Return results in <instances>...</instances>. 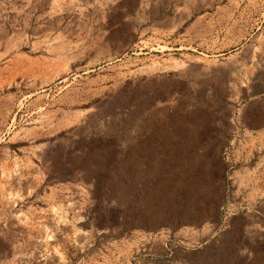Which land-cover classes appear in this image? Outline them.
Instances as JSON below:
<instances>
[{"label":"rangeland","instance_id":"1","mask_svg":"<svg viewBox=\"0 0 264 264\" xmlns=\"http://www.w3.org/2000/svg\"><path fill=\"white\" fill-rule=\"evenodd\" d=\"M0 264H264V0H0Z\"/></svg>","mask_w":264,"mask_h":264},{"label":"bare ground","instance_id":"2","mask_svg":"<svg viewBox=\"0 0 264 264\" xmlns=\"http://www.w3.org/2000/svg\"><path fill=\"white\" fill-rule=\"evenodd\" d=\"M71 60H72V59H71ZM71 60H70V61H71Z\"/></svg>","mask_w":264,"mask_h":264}]
</instances>
